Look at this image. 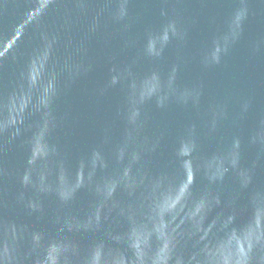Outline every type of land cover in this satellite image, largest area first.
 <instances>
[{
    "label": "water",
    "instance_id": "95a60500",
    "mask_svg": "<svg viewBox=\"0 0 264 264\" xmlns=\"http://www.w3.org/2000/svg\"><path fill=\"white\" fill-rule=\"evenodd\" d=\"M0 264H264V0H0Z\"/></svg>",
    "mask_w": 264,
    "mask_h": 264
}]
</instances>
